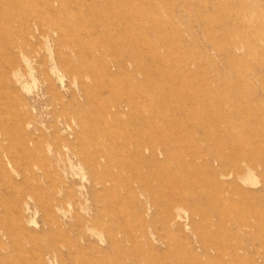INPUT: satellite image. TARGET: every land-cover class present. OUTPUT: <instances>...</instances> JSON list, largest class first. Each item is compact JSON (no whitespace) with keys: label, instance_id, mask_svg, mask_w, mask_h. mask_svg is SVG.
Instances as JSON below:
<instances>
[{"label":"rangeland","instance_id":"1","mask_svg":"<svg viewBox=\"0 0 264 264\" xmlns=\"http://www.w3.org/2000/svg\"><path fill=\"white\" fill-rule=\"evenodd\" d=\"M0 264H264V0H0Z\"/></svg>","mask_w":264,"mask_h":264},{"label":"bare ground","instance_id":"2","mask_svg":"<svg viewBox=\"0 0 264 264\" xmlns=\"http://www.w3.org/2000/svg\"><path fill=\"white\" fill-rule=\"evenodd\" d=\"M16 76H18V75H16ZM18 78V77H17ZM19 78H21V76L19 77ZM48 92V91H47ZM50 103V102H49ZM51 104V103H50ZM253 121V120H252ZM217 218V217H216Z\"/></svg>","mask_w":264,"mask_h":264}]
</instances>
